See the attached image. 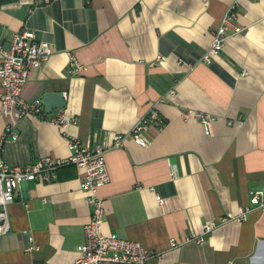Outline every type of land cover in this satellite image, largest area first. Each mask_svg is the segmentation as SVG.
Returning a JSON list of instances; mask_svg holds the SVG:
<instances>
[{
    "label": "crops",
    "instance_id": "1",
    "mask_svg": "<svg viewBox=\"0 0 264 264\" xmlns=\"http://www.w3.org/2000/svg\"><path fill=\"white\" fill-rule=\"evenodd\" d=\"M232 2L240 30L229 29L205 61ZM23 28L48 41L51 53L31 69L21 96L43 103L46 92H61L65 106L46 113L43 104L41 115L20 119L17 138L5 141L10 118L0 112L6 162L65 158L70 135L107 147L114 133L156 108L163 123L149 128L146 146L128 137L106 150L102 232L158 252L147 264H264V209L250 204V190L264 193V0H0L2 47ZM72 58L80 70H71ZM62 111L61 129L51 118ZM199 112L212 118L209 134ZM82 171L64 165L51 181L18 186L0 264L75 260L91 212ZM242 206L250 207L245 218L219 223L202 242L184 241ZM170 238L181 244L170 247Z\"/></svg>",
    "mask_w": 264,
    "mask_h": 264
},
{
    "label": "built area",
    "instance_id": "2",
    "mask_svg": "<svg viewBox=\"0 0 264 264\" xmlns=\"http://www.w3.org/2000/svg\"><path fill=\"white\" fill-rule=\"evenodd\" d=\"M236 3L229 4L222 16L219 26L212 31V43L202 59L209 61L224 46L229 29L238 32L240 28L235 24ZM51 53L49 42L38 39L31 29H20L13 34L9 48L0 44V112L8 116L10 121L5 124L2 141L17 138L18 121L25 117H36L43 113L41 99L31 101L21 96L24 83L28 80L32 68L41 66ZM71 70H80L83 66L73 60L70 61ZM174 93V89L169 90ZM163 100V98H161ZM205 133H210L212 118L208 114L197 113ZM51 122L61 129L67 124L64 112L51 118ZM163 119L156 108H151L142 114L130 130L114 133L107 147L99 144L93 147L83 144L76 136L68 137L70 155L61 157L41 156L37 160L25 165L10 164L0 155V236L10 228L8 206L14 201L18 186L27 180L38 179L51 181L55 179L57 169L61 166L73 164L83 169L80 186L85 192V200L90 207L89 219L83 224V243L79 247V254L71 264H147L149 258L158 256L151 248L141 242L120 237L115 233L102 232L104 217V201L99 189L109 182L110 175L106 167L105 153L108 148L122 147L128 137L135 143L146 146V134L153 124L161 125ZM1 145V143H0ZM175 175L174 171L170 172ZM259 190H250V204L264 209V199ZM161 202L162 199L158 198ZM249 206L239 208L237 214L226 212L219 221L208 222L201 227V231L191 233L184 241L202 242L204 236L219 223L231 219L241 220L249 211ZM181 244L174 238L169 239V246Z\"/></svg>",
    "mask_w": 264,
    "mask_h": 264
},
{
    "label": "water",
    "instance_id": "3",
    "mask_svg": "<svg viewBox=\"0 0 264 264\" xmlns=\"http://www.w3.org/2000/svg\"><path fill=\"white\" fill-rule=\"evenodd\" d=\"M44 110L50 113L53 107L63 108L65 106V99L61 92H46L43 95Z\"/></svg>",
    "mask_w": 264,
    "mask_h": 264
},
{
    "label": "trees",
    "instance_id": "4",
    "mask_svg": "<svg viewBox=\"0 0 264 264\" xmlns=\"http://www.w3.org/2000/svg\"><path fill=\"white\" fill-rule=\"evenodd\" d=\"M68 165H70V164H68Z\"/></svg>",
    "mask_w": 264,
    "mask_h": 264
}]
</instances>
